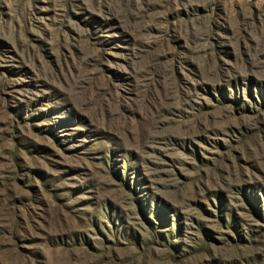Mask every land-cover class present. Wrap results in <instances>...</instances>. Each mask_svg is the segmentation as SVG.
<instances>
[{"label": "rangeland", "instance_id": "obj_1", "mask_svg": "<svg viewBox=\"0 0 264 264\" xmlns=\"http://www.w3.org/2000/svg\"><path fill=\"white\" fill-rule=\"evenodd\" d=\"M0 264H264V0H0Z\"/></svg>", "mask_w": 264, "mask_h": 264}]
</instances>
